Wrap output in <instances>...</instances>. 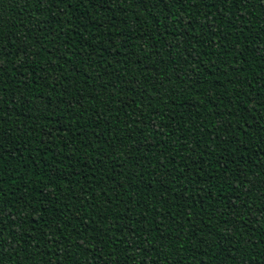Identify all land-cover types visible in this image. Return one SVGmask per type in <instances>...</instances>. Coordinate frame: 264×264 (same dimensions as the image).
Segmentation results:
<instances>
[{
	"label": "trees",
	"instance_id": "16d2710c",
	"mask_svg": "<svg viewBox=\"0 0 264 264\" xmlns=\"http://www.w3.org/2000/svg\"><path fill=\"white\" fill-rule=\"evenodd\" d=\"M0 264H264V0H0Z\"/></svg>",
	"mask_w": 264,
	"mask_h": 264
}]
</instances>
